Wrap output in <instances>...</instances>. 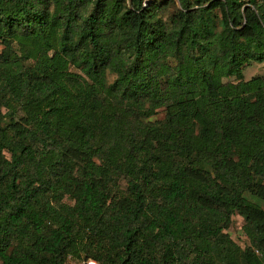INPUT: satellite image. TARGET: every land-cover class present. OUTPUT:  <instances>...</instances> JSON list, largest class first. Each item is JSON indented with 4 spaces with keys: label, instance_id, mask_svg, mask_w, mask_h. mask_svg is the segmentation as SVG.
Segmentation results:
<instances>
[{
    "label": "trees",
    "instance_id": "16d2710c",
    "mask_svg": "<svg viewBox=\"0 0 264 264\" xmlns=\"http://www.w3.org/2000/svg\"><path fill=\"white\" fill-rule=\"evenodd\" d=\"M179 1L0 0V264H264V0Z\"/></svg>",
    "mask_w": 264,
    "mask_h": 264
},
{
    "label": "rangeland",
    "instance_id": "374dc122",
    "mask_svg": "<svg viewBox=\"0 0 264 264\" xmlns=\"http://www.w3.org/2000/svg\"><path fill=\"white\" fill-rule=\"evenodd\" d=\"M179 8H180V1L172 0V3L169 6L167 7L164 6L161 10L164 19L169 20L170 16L173 13L177 12ZM217 14L219 15L220 13L217 12ZM3 49H4V44L0 42V53L3 51ZM13 50H18L17 44L13 45ZM169 63L172 66H175L176 64L175 58L172 56L169 57ZM72 70L77 71L78 69L75 67H72ZM255 75L264 76V62H252L250 65H247L244 68V78L245 79H250L251 77ZM115 78H116L115 74L108 72L109 82H113ZM232 79H234V77ZM163 117H164V110L160 109L158 113L152 116L149 120L155 121V120L162 119ZM121 183H122V186H125L124 181H122ZM245 196L249 200L259 204L261 207L264 208L263 199L255 195H252L251 193H245ZM65 201H67L68 203H74V201H72L69 198H65ZM245 223H246L245 219L241 215L236 213L232 216L231 222L229 223V225L224 229V232L229 234V236L235 241V245H236L235 246L236 254H235L234 260L226 264H245L242 254L244 252L245 247L250 244V241H249L250 239L244 230ZM67 262L69 264H83L84 262H86L87 264V260L85 259L84 254L81 252H75L69 255Z\"/></svg>",
    "mask_w": 264,
    "mask_h": 264
},
{
    "label": "built area",
    "instance_id": "2783aa9c",
    "mask_svg": "<svg viewBox=\"0 0 264 264\" xmlns=\"http://www.w3.org/2000/svg\"><path fill=\"white\" fill-rule=\"evenodd\" d=\"M83 264H86V262H84ZM87 264H98V263L95 260H88Z\"/></svg>",
    "mask_w": 264,
    "mask_h": 264
}]
</instances>
